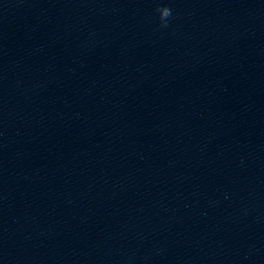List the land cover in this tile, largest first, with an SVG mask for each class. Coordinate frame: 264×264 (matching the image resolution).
Masks as SVG:
<instances>
[{
	"label": "clouds",
	"instance_id": "obj_1",
	"mask_svg": "<svg viewBox=\"0 0 264 264\" xmlns=\"http://www.w3.org/2000/svg\"><path fill=\"white\" fill-rule=\"evenodd\" d=\"M157 11L159 12L161 27H167L168 18L172 15V10L165 6V7H158Z\"/></svg>",
	"mask_w": 264,
	"mask_h": 264
}]
</instances>
